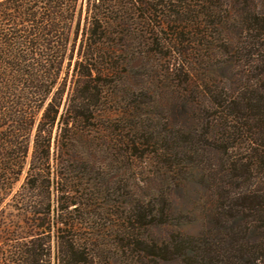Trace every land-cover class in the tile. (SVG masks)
<instances>
[{
	"label": "trees",
	"instance_id": "16d2710c",
	"mask_svg": "<svg viewBox=\"0 0 264 264\" xmlns=\"http://www.w3.org/2000/svg\"><path fill=\"white\" fill-rule=\"evenodd\" d=\"M221 1L0 0V207L18 219L0 233L23 234L0 264H264V0ZM161 67L195 97L193 128L147 125L153 91L127 78ZM95 141L179 172L206 149L213 230L152 239L164 204L97 207L75 158Z\"/></svg>",
	"mask_w": 264,
	"mask_h": 264
},
{
	"label": "rangeland",
	"instance_id": "374dc122",
	"mask_svg": "<svg viewBox=\"0 0 264 264\" xmlns=\"http://www.w3.org/2000/svg\"><path fill=\"white\" fill-rule=\"evenodd\" d=\"M221 2L229 7L232 5L234 7L236 3L235 0H223ZM232 12L236 15L235 11L232 10ZM226 27L232 30L235 38L238 30L236 18L230 21ZM217 59L221 58H215L212 61L214 63L213 67L220 65L216 62ZM145 63L144 59L143 64ZM161 66H163V63H161ZM150 72L148 69L140 68L132 71L127 78L128 84L136 82L153 91L152 98L149 100L146 98V101L153 102L144 111L153 114L154 120H146L147 125L159 124L164 131L170 134H175L183 128H193L197 116L196 111L192 108L197 107L195 97L187 92L186 87H180L166 81L162 76L163 67L158 68L157 72L160 73L158 77L153 78ZM182 94L186 95L188 99L186 104L182 101L184 99ZM188 138L186 136V139ZM109 140L113 144L112 139ZM94 143L92 146L77 145L75 158L81 165L77 173L84 175L85 171L84 182H86V188L93 193L97 207L104 208L105 201L115 202L119 206V210L126 214L134 203L143 206L149 203L164 204L171 216L167 225H163L161 228H151L144 233L151 236L152 239H162L173 230L181 231L186 236H196L202 232L213 230L210 221L217 201L214 191H211L206 183L207 171L205 170L209 169L206 163L210 160V164H212L213 161L211 154L206 149L203 150L199 146L197 148V154L199 155L196 157L191 156L189 164L183 165L179 172L177 168L161 167L155 160L146 156L142 158H139V156L132 157L123 151V148L119 145H113L112 149H109L110 147L105 146V144L102 145L97 141ZM213 164L216 169L221 165L219 161H213ZM195 165L199 167L200 171L191 168ZM24 176L25 171L14 185L13 192L21 185ZM8 199L0 207L2 208L0 213L1 223L6 222L8 218L10 219L15 214L9 205H6ZM11 219L15 222L18 221L16 218ZM110 220L117 222V218L114 217H110ZM19 227H2L0 251L6 252L10 249L8 245L13 243L3 241L2 238L16 240L23 236L19 232ZM112 231L114 230L108 227L105 231L107 236L104 239L106 246L111 247V249L114 247L115 242L108 235L113 233ZM27 239L29 238L27 237ZM101 247L103 249L105 246ZM164 264L178 263L169 262Z\"/></svg>",
	"mask_w": 264,
	"mask_h": 264
}]
</instances>
